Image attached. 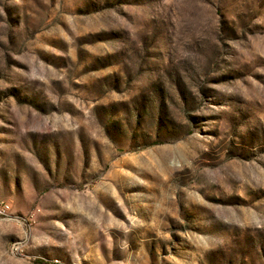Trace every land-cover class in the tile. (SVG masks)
I'll return each instance as SVG.
<instances>
[{"label": "rangeland", "instance_id": "1", "mask_svg": "<svg viewBox=\"0 0 264 264\" xmlns=\"http://www.w3.org/2000/svg\"><path fill=\"white\" fill-rule=\"evenodd\" d=\"M0 264H264V0H0Z\"/></svg>", "mask_w": 264, "mask_h": 264}, {"label": "built area", "instance_id": "2", "mask_svg": "<svg viewBox=\"0 0 264 264\" xmlns=\"http://www.w3.org/2000/svg\"><path fill=\"white\" fill-rule=\"evenodd\" d=\"M10 210L8 205L2 204L0 205V214L5 215Z\"/></svg>", "mask_w": 264, "mask_h": 264}]
</instances>
